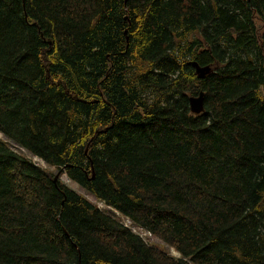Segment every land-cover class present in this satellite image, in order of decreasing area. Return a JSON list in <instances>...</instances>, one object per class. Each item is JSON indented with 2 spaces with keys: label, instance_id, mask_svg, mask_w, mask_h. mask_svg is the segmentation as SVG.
I'll list each match as a JSON object with an SVG mask.
<instances>
[{
  "label": "trees",
  "instance_id": "trees-1",
  "mask_svg": "<svg viewBox=\"0 0 264 264\" xmlns=\"http://www.w3.org/2000/svg\"><path fill=\"white\" fill-rule=\"evenodd\" d=\"M0 137V264H264V0H0Z\"/></svg>",
  "mask_w": 264,
  "mask_h": 264
},
{
  "label": "rangeland",
  "instance_id": "rangeland-1",
  "mask_svg": "<svg viewBox=\"0 0 264 264\" xmlns=\"http://www.w3.org/2000/svg\"><path fill=\"white\" fill-rule=\"evenodd\" d=\"M1 138V137H0ZM14 149L18 150L21 152V154L23 156H25L27 159L29 158L31 160V162L35 163L37 166H39L41 169L49 172L51 175H55L58 169L52 168V167H47L44 164H42L41 161L33 159L29 156H27L23 151H21L20 149H17L16 147H13ZM63 171L61 170L60 174L58 175V181L64 185L65 187L69 188L70 190L74 191L75 193H77L78 195L84 197L87 201H89L91 204L95 205L99 210L103 211L106 214H109L111 217H113L115 220H117L119 223H121L123 226L130 228V230H132L133 233L137 234L140 238H142L145 243L148 246H151L169 256L172 257H178V255L175 253V251L164 245L163 243H161L160 241H158L157 239L153 238L151 235L145 233L144 231L140 230L137 227H134L133 225H131V223L129 221H127L126 219H124L123 217H121L120 215H118L116 212L108 209L107 207H105L102 203L96 202V200H94L91 196L85 194L76 184H74L73 182H71L64 173H62Z\"/></svg>",
  "mask_w": 264,
  "mask_h": 264
},
{
  "label": "water",
  "instance_id": "water-1",
  "mask_svg": "<svg viewBox=\"0 0 264 264\" xmlns=\"http://www.w3.org/2000/svg\"><path fill=\"white\" fill-rule=\"evenodd\" d=\"M193 70L194 74L197 77V79L204 78L207 74L210 73L209 67H199L195 62H188L187 63ZM188 102V110L190 114L192 115H198L203 113V93L199 92L196 96H190L187 99ZM61 172V170H60ZM60 172H57L53 176V181H55L58 178V175Z\"/></svg>",
  "mask_w": 264,
  "mask_h": 264
},
{
  "label": "crops",
  "instance_id": "crops-1",
  "mask_svg": "<svg viewBox=\"0 0 264 264\" xmlns=\"http://www.w3.org/2000/svg\"><path fill=\"white\" fill-rule=\"evenodd\" d=\"M33 159H35V158H33ZM37 160V159H36Z\"/></svg>",
  "mask_w": 264,
  "mask_h": 264
}]
</instances>
